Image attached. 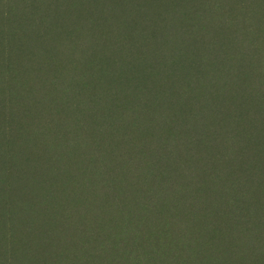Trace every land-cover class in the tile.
Returning <instances> with one entry per match:
<instances>
[{"label": "rangeland", "instance_id": "374dc122", "mask_svg": "<svg viewBox=\"0 0 264 264\" xmlns=\"http://www.w3.org/2000/svg\"><path fill=\"white\" fill-rule=\"evenodd\" d=\"M125 2L0 0V264H264V0Z\"/></svg>", "mask_w": 264, "mask_h": 264}, {"label": "trees", "instance_id": "16d2710c", "mask_svg": "<svg viewBox=\"0 0 264 264\" xmlns=\"http://www.w3.org/2000/svg\"><path fill=\"white\" fill-rule=\"evenodd\" d=\"M122 0H120V2H121ZM131 2V0H126V2H125V4H122L123 5V7H125V5H127V4H129ZM126 8H127V6H126ZM102 15V14H101ZM100 19H101V16H100ZM100 19H95V18H92L91 19V23H93L94 24V27H93V25H92V28H91V30H92V32L93 33H91V34H94V35H96L95 37H94V43L93 44H96V45H98V43L99 42H103V40L106 38V37H104L105 35H104V29H99V25H101V20ZM100 20V21H99ZM35 22V18L33 17V18H30V19H28L26 22H24L25 24H24V26L23 27H25L26 29H29V28H31V27H33L34 25H33V23ZM263 25V23H260L259 24V27L258 28H260L261 26ZM60 29V28H59ZM55 30H57V28L55 27ZM31 32V31H30ZM4 38H2L1 37V44L3 45L2 46V49L5 51V49H6V47L4 46ZM41 42H45L46 41V39H43V40H40ZM34 43H37V41L35 40L34 41ZM100 43V44H101ZM80 47H83V45H80ZM21 49V51L26 55L28 52H29V50H30V47H21L20 48ZM175 49H173V50H170V53H172L173 51H174ZM46 49L43 51V53L45 54L46 53ZM156 53H157V56L158 55H160V50H156L155 51ZM76 55H77V52H76ZM177 56L178 57H180V61L182 60V62L183 63H186L187 64V62H186V60H184L183 58H182V56L179 54V52L177 51ZM173 58V57H172ZM47 60V59H46ZM46 60L44 61V64H43V66L45 65V63H46ZM187 61H188V59H187ZM51 69H53V72H55V71H57L56 70V67H54V66H52V67H50L49 68V70H51ZM42 71H43V67H42V69H41ZM41 70L39 69H33L32 70V72H30L27 68L23 71V73H19L18 74V77L15 79V80H20L21 81V79L22 80H25V81H27V80H32V82L35 84L36 82H38L40 85L41 84H43V82H44V78H41L40 76V74H42L41 73ZM48 70V71H49ZM169 79V78H168ZM38 94H39V92H38ZM40 103V102H39ZM19 111V110H18ZM210 151H214L213 152V154H216V151L213 149V148H210L209 149ZM1 175V174H0ZM122 197H124L125 198V195L123 196V195H121ZM179 197H181V195L179 196ZM151 211H154V210H151ZM152 219H150V223H152ZM137 225H136V222L134 221V222H132L131 223V227H133V228H135ZM150 226V225H149Z\"/></svg>", "mask_w": 264, "mask_h": 264}]
</instances>
